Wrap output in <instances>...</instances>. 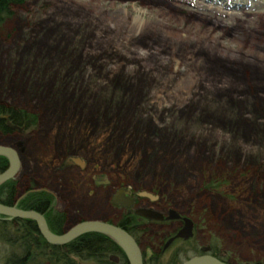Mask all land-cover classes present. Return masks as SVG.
<instances>
[{
    "label": "rangeland",
    "instance_id": "obj_1",
    "mask_svg": "<svg viewBox=\"0 0 264 264\" xmlns=\"http://www.w3.org/2000/svg\"><path fill=\"white\" fill-rule=\"evenodd\" d=\"M255 1L15 6L0 29V103L38 118L26 132H0V144L21 149L16 204L45 191L49 218L117 221L111 191L129 187L159 197L142 205L197 226L160 264L207 246L230 264H264V5ZM70 158L87 169H61ZM87 171L112 187L89 194ZM148 229L150 256L173 226ZM11 252L0 241V264Z\"/></svg>",
    "mask_w": 264,
    "mask_h": 264
},
{
    "label": "trees",
    "instance_id": "obj_2",
    "mask_svg": "<svg viewBox=\"0 0 264 264\" xmlns=\"http://www.w3.org/2000/svg\"><path fill=\"white\" fill-rule=\"evenodd\" d=\"M26 0H0V29L7 19L12 17V9L22 4ZM255 1V0H254ZM264 5V0H256ZM38 123V118L25 110L17 108L0 107V132L12 134L16 131H28ZM9 166L7 158L0 156V173ZM17 179L9 180L0 185V202L13 206L16 204L19 195V183ZM215 188L220 187L214 183ZM51 196L47 192L31 191L22 198L17 207L23 210H36L42 213L51 231L55 234H62L65 231V216L58 215L53 218L48 217L51 210ZM130 228H126L136 239L143 235L139 229L138 217ZM0 241L5 246L12 249L10 255L4 258L3 264H83L91 261L94 264H114L108 254L118 256L119 264H128V260L122 248L110 237L91 233L81 236L64 247H56L48 244L42 237L36 223L24 219H7L0 215ZM212 254L225 260L212 248ZM115 258V257H114ZM162 258L154 263L150 261L146 264H160ZM172 260L168 264L171 263ZM176 264V261H175Z\"/></svg>",
    "mask_w": 264,
    "mask_h": 264
},
{
    "label": "water",
    "instance_id": "obj_3",
    "mask_svg": "<svg viewBox=\"0 0 264 264\" xmlns=\"http://www.w3.org/2000/svg\"><path fill=\"white\" fill-rule=\"evenodd\" d=\"M0 156L7 158L9 161L8 168L4 172L0 173V185H2L9 180L15 179L21 168V159L17 150L2 144H0ZM72 164H83V161L80 158H71L67 161V165ZM105 184H109V181H105ZM130 193V189L119 190L113 197L114 205L132 209L135 206L136 200L129 197ZM138 197L148 198L152 202L159 199L158 196L147 192L139 193ZM22 198L23 197L19 200ZM135 214L141 218L151 221H162L165 218L163 213L149 208H138L136 209ZM0 215L9 220L24 219L34 221L38 231L45 241L56 247L65 246L73 240L87 234H104L112 238L122 248L128 260V264H145L144 253L136 238L127 230L115 224L102 220H88L74 225L73 227L65 230L62 234H55L49 228L45 216L36 210H23L18 208L17 204L9 206L0 202ZM167 219L172 221L182 219L184 227L174 237L168 240L164 250L169 248L177 239L188 241L194 237L195 223L192 219L182 217V215L175 209L169 210ZM203 251L205 252L203 255L192 257L182 264H227L219 258L207 254L210 251V248H206Z\"/></svg>",
    "mask_w": 264,
    "mask_h": 264
},
{
    "label": "flooded vegetation",
    "instance_id": "obj_4",
    "mask_svg": "<svg viewBox=\"0 0 264 264\" xmlns=\"http://www.w3.org/2000/svg\"><path fill=\"white\" fill-rule=\"evenodd\" d=\"M7 146H9V145H7ZM10 147H12V146H10ZM12 148L17 150L14 146ZM17 152L19 153V155H21V149H18ZM70 159H67L63 163V167H61V169L62 168H66V167L70 168L71 166L77 165V164L67 165V161L70 160ZM78 165H81L82 167L81 166H77V168L80 167V168L84 169V171L87 169V162H84V164H78ZM20 170H21V168H20ZM20 170H19V172H20ZM19 172L17 173V175L19 174ZM84 180H85L86 185L90 189L89 190V194L90 193H95L98 189H103L104 187H112L111 186L112 182L109 181L110 179L108 180L109 184H105V180H103L102 178L98 177L97 175H91L90 171L85 172ZM32 184L34 185V187L38 185L37 181H34ZM103 185H104V187H103ZM123 188L128 189L129 187H118V188H115L114 191H111V194H110V197H109L110 206L113 208L112 214H113V217H116L117 221H113L111 219H101V218H98V217H90V218H85V219H79L76 222L67 223L66 222L67 220L65 219V227L67 226V228H71L74 225H76V224H78V223H80L82 221H85V220H102V221H106V222H109L111 224H115L117 226H120V227L124 228L125 230H127L126 228L129 229L130 225H132L134 223V221L136 220V218H135L136 209H138V208H149V209H154L156 211H159V212L163 213L165 215V218L162 221H151V220H147V219H143V218L141 219L140 217H138L137 221L140 222L139 229L143 231V235L139 236L136 239L138 241L140 247H141L142 239H144L148 235L147 233L149 232V229H148L149 226L153 227V225H160L162 228L173 226V231L169 235H167V237H166L167 239L163 240L162 242H157V244H158L157 246H155L154 244L150 243L146 247L148 250H150V254H151L150 256L148 255V252L147 251L144 252L142 247H141L142 251L144 252L145 262H148V261L151 260V262L154 261V263H155L156 260H158L159 258H164V256L169 252V250H171V248L174 245H176V243L178 241H181V243L188 242V241L184 242L183 240L177 239L171 244V246L169 248L164 250V247L167 244L168 240L171 239L172 237H174L184 227L183 220L181 219V220L172 221V220H168L167 219V215H168L169 210H171L173 208L166 209L165 211H160V210H157L156 208H152L150 206L147 207V206L142 205L141 204L142 203V198L138 197L139 193L134 192L131 188H130L131 193L129 194V197L131 199H135L136 200L135 206L132 209H129L127 207L114 205V203H113L114 195L119 190H121ZM61 215L66 217V215L64 213H62ZM182 217H187V216L186 215H182ZM196 227L197 226L195 224V230H196ZM67 228H65V229H67ZM155 234L156 233L154 232L152 236H148V240L152 241V242H155L154 241V237H153ZM155 240H156V238H155ZM58 247L62 248L64 246H58ZM206 248H210V250L212 249L211 246H207V247H205V249ZM207 254L212 255L210 251ZM176 255H179V252H176ZM108 256H109L110 259H113L114 264H119L118 256H115L112 253L108 254ZM173 256H171V257H173L172 258V263L175 264V261L178 260V256H175V254ZM88 263L89 264H93V262L87 261V260H86V262L84 264H88ZM256 264H258V263H256Z\"/></svg>",
    "mask_w": 264,
    "mask_h": 264
},
{
    "label": "bare ground",
    "instance_id": "obj_5",
    "mask_svg": "<svg viewBox=\"0 0 264 264\" xmlns=\"http://www.w3.org/2000/svg\"><path fill=\"white\" fill-rule=\"evenodd\" d=\"M85 221H88V220H85ZM82 222H84V221H82Z\"/></svg>",
    "mask_w": 264,
    "mask_h": 264
}]
</instances>
